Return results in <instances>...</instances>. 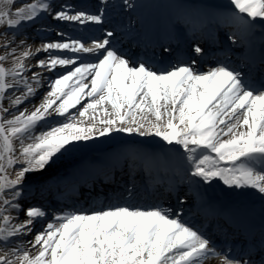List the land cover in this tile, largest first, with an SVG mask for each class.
Listing matches in <instances>:
<instances>
[{
	"label": "snow or ice",
	"instance_id": "obj_1",
	"mask_svg": "<svg viewBox=\"0 0 264 264\" xmlns=\"http://www.w3.org/2000/svg\"><path fill=\"white\" fill-rule=\"evenodd\" d=\"M0 264H264V0H0Z\"/></svg>",
	"mask_w": 264,
	"mask_h": 264
},
{
	"label": "bare ground",
	"instance_id": "obj_2",
	"mask_svg": "<svg viewBox=\"0 0 264 264\" xmlns=\"http://www.w3.org/2000/svg\"><path fill=\"white\" fill-rule=\"evenodd\" d=\"M68 1H70V0H68ZM109 108H110V106H109ZM74 111V110H73Z\"/></svg>",
	"mask_w": 264,
	"mask_h": 264
}]
</instances>
